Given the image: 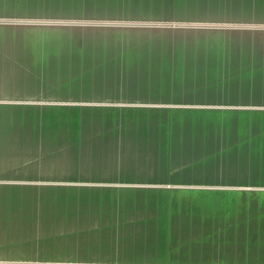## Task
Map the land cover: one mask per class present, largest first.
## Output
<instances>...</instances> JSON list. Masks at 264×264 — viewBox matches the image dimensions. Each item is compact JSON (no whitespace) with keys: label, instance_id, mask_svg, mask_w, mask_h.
<instances>
[{"label":"crops","instance_id":"crops-1","mask_svg":"<svg viewBox=\"0 0 264 264\" xmlns=\"http://www.w3.org/2000/svg\"><path fill=\"white\" fill-rule=\"evenodd\" d=\"M80 6L113 10L120 19L185 21L173 25L178 35L218 34L229 24V37L184 38L155 46L169 49L166 55L119 58L114 63L107 61L106 52L105 65L155 66L160 67L158 73L64 76L60 71L47 75L50 65L79 66L89 59L79 63L84 57L79 58L78 43H72L64 56L52 57L47 41L33 44L27 36L12 38L18 29L10 19L41 16L48 7L75 10ZM33 66L41 73H32ZM177 67L192 71L178 73ZM64 79L73 81L71 88L84 83L106 90L114 83L112 87L119 90L163 88L168 95L174 83H218L216 93L195 98L229 99L230 117H198L178 124L172 135L154 133L149 138L138 127L128 137L127 133L105 132L101 138L86 141L96 147L92 157L80 160L71 151L68 156L57 154L40 161L55 170L67 163L77 166L79 161L106 164V168H142L149 163L165 169L174 164L163 159L156 147L172 146L178 156L173 162L189 163L198 177H216L215 184L229 178L230 204L207 205L199 199L192 205L181 195L175 197L177 205H46L47 201L15 205L5 199L0 201V264H264V0H0V177H12L10 165H30V146L63 145L56 132L45 137V124L32 126L30 109L23 101L46 97L41 89L49 82L57 89ZM144 145L156 146L150 157ZM101 149L104 153L97 154ZM80 226L101 227L102 235L84 239L82 248L73 233L46 237V227L73 231ZM47 240L70 246L54 243L58 249L50 251ZM23 243L29 248L21 249Z\"/></svg>","mask_w":264,"mask_h":264},{"label":"rangeland","instance_id":"rangeland-1","mask_svg":"<svg viewBox=\"0 0 264 264\" xmlns=\"http://www.w3.org/2000/svg\"><path fill=\"white\" fill-rule=\"evenodd\" d=\"M69 8L48 7L41 16L10 19L18 29V33L11 34V37L15 35V37L26 38L27 36L32 43L37 40L47 41L52 57L60 53L64 56L65 53L70 52L68 50L72 47V43L73 45L78 43L79 58L84 57V60H79V63L89 59L87 61L89 63L79 64V66L50 65L46 67L47 75L60 73V71L64 76L103 72L109 74L158 73L160 67L155 66L105 65L106 52L108 58L110 57L107 61L114 63L120 61L119 58L125 60L124 58L130 57L166 55L170 52L169 49L155 46L171 41L177 43L184 38L214 41L229 37V32H226L229 31V24H227L228 27L223 28L227 30H222L218 34L178 35L172 30L177 29L173 25L186 24L183 23L185 21L159 20L150 17L135 18L134 16L120 19L114 17L115 13L119 14V12L105 8L83 9L81 6L75 10ZM129 13L127 11L124 14ZM106 39H110L111 42L106 43ZM153 44L154 47H152ZM32 71V73H41L36 66L32 67ZM176 71L183 73L192 70L177 67ZM193 71L192 73H196V70ZM72 82L71 79H64L61 85H57V89L53 88L54 84L49 82L46 89H41V91L45 90L43 94H46V97L23 101L25 108L30 109L32 126L36 122L45 124L47 128L45 137L56 132L58 141H61L63 145L30 146L32 158L30 165L27 163L20 166L10 165L9 173L12 177H0V180L5 182L0 184L4 189L3 191L0 189V201L5 202V199H8L14 201L15 205H42V201H47L46 205H177L174 202L175 197L181 195L186 197L192 205H197L199 199L205 201L207 205L230 204L229 178L222 184H215L216 177H198L195 175L196 172L189 169V163L173 162V157L178 156L172 146H143L146 150L144 154L149 157L153 154L151 150L156 147L161 149L163 159L172 160L171 164L174 165L165 169L153 168L149 163L142 168L128 165L106 168V164L88 161H79L77 166H74L75 163H67L58 170H55V167H44L45 159H51L57 154L68 156L71 151L80 160L88 156L92 157V154L96 153V147L87 145L86 141L101 138L105 132L121 133L123 136L127 133L128 137V134L138 127L139 133H147L145 138H149L150 134L154 133L166 135L170 132L169 134L172 135L177 132L178 124L197 121L198 117H230L229 99L195 98L201 93L202 95L216 93L217 89H220L216 87L218 83H174V91H169L172 93L168 95L163 88L143 92L129 88L119 90L112 87L114 83L111 84V88L106 87V90H103L101 86L84 83L71 88ZM204 109H217L220 112L198 111ZM12 116L18 117V115H9V118ZM113 126L114 128L111 129ZM75 143L77 145H71ZM102 153L104 152L101 149L97 154ZM55 228L58 230L61 227H46L47 238L55 239L58 233L63 234V237L73 233V237L79 240L77 242L79 248H82V244L85 243L84 239L102 235V228L95 226L89 228L80 226L73 231L69 227H62L59 231H55ZM54 243L61 248H65L68 244L47 240L50 251L58 249L55 248ZM20 248L29 247L23 243Z\"/></svg>","mask_w":264,"mask_h":264}]
</instances>
